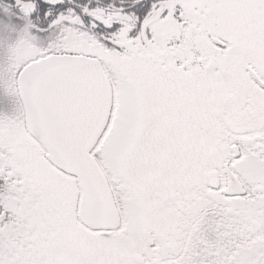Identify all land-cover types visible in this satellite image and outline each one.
<instances>
[{
    "label": "snow or ice",
    "instance_id": "1",
    "mask_svg": "<svg viewBox=\"0 0 264 264\" xmlns=\"http://www.w3.org/2000/svg\"><path fill=\"white\" fill-rule=\"evenodd\" d=\"M0 264H264V0H0Z\"/></svg>",
    "mask_w": 264,
    "mask_h": 264
}]
</instances>
